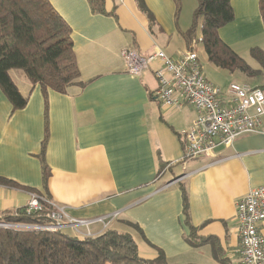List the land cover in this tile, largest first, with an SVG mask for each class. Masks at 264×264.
Here are the masks:
<instances>
[{"label":"crops","instance_id":"0c3cea01","mask_svg":"<svg viewBox=\"0 0 264 264\" xmlns=\"http://www.w3.org/2000/svg\"><path fill=\"white\" fill-rule=\"evenodd\" d=\"M48 1L71 30L79 84L47 94V200L78 219L116 213L108 230L131 234L142 258L160 250L170 264H237L235 204L264 187V115L256 133L220 148L216 161H182L179 132L191 125L193 108L170 109L156 99L160 63L134 77L121 56L160 50L174 60L187 51L182 34L196 0H142L143 8L136 0H101V14L91 11L88 0ZM229 1L233 20L218 31L221 41L239 56L263 50L258 0ZM9 76L27 103L12 111L0 91V178L22 189L0 185V216L25 208L26 189L43 192L44 100L21 71ZM204 76L222 91L224 82H244L233 73L230 80L219 78V87ZM89 229L94 237L104 233L99 225ZM191 229L193 245L186 241ZM260 232L264 238V223Z\"/></svg>","mask_w":264,"mask_h":264},{"label":"trees","instance_id":"16d2710c","mask_svg":"<svg viewBox=\"0 0 264 264\" xmlns=\"http://www.w3.org/2000/svg\"><path fill=\"white\" fill-rule=\"evenodd\" d=\"M93 13H103L101 0H88ZM143 8L142 0H136ZM258 11L264 28V0H258ZM233 20L229 0H196L190 28L182 34L191 47L196 42L199 27L201 47L207 61L229 74L240 72L247 78L264 76V51L252 48L250 57L259 65L253 70L229 46L224 44L218 31ZM71 30L53 9L48 0H0V91L12 107L23 109L27 99L20 94L9 73L21 71L32 87L37 86L44 100V136L40 146L42 191L26 189L30 193L47 194L50 171L44 155L48 138L46 118L47 94L52 91L64 94L79 84V70L72 48ZM264 88V84H254ZM0 185L20 188L18 184L0 178ZM25 190V189H24ZM184 199V197H183ZM51 206L40 203V210L27 214L25 208L14 214L3 213L0 222L43 226ZM183 213L186 206L183 203ZM132 230L142 233L134 224ZM193 229L186 240L190 245ZM0 264H170L164 254L157 250L152 259L142 258L129 233L106 230L96 237L80 239L70 229L44 231L37 229L0 228Z\"/></svg>","mask_w":264,"mask_h":264},{"label":"built area","instance_id":"2783aa9c","mask_svg":"<svg viewBox=\"0 0 264 264\" xmlns=\"http://www.w3.org/2000/svg\"><path fill=\"white\" fill-rule=\"evenodd\" d=\"M199 35L190 50L176 59L167 57L162 51L142 57L136 51L121 53L126 72L138 77L157 61L161 69L154 72L158 87L156 99L170 109L184 106L193 108L195 116L191 125L179 132L184 141L182 161L207 157L216 161V151L228 148L242 135L256 133L259 120L264 115V88L246 82L232 81L222 91L209 83L202 71L198 47ZM51 206L43 226H29L0 222V228L37 229L56 231L70 229L76 237H94L89 227L99 225L101 231L108 230L116 213L88 219L71 217L67 209L51 204L43 195L30 193L25 206L27 214L40 210V203ZM236 231L239 240L237 264H264V238L260 226L264 223V187L249 190L235 204ZM84 228V229H83Z\"/></svg>","mask_w":264,"mask_h":264},{"label":"rangeland","instance_id":"374dc122","mask_svg":"<svg viewBox=\"0 0 264 264\" xmlns=\"http://www.w3.org/2000/svg\"><path fill=\"white\" fill-rule=\"evenodd\" d=\"M192 15H193V11L191 13H187L186 15V22H187V25L192 23ZM200 33V30H199V27H197V31H196V38L199 37V34ZM192 46V45H190ZM200 47V46H199ZM262 49L264 51V44L262 45ZM191 49V48H190ZM190 49H187L188 51ZM238 55V54H237ZM204 54L203 52H200V55H199V60L201 62V65L203 66V74L206 75V77L209 79V81H211L212 83L216 84L217 86L221 87L220 84L218 82H221L222 80H219V78H223L225 79L226 78V75H227V80L231 79L229 77V74L226 72H218L219 70L216 69L215 66H213L212 64H210L209 62H207V60L205 58H203ZM247 65H249L253 70H256V71H259V65L250 57V54H243L240 56ZM223 71V70H222ZM19 72V71H18ZM222 73H225V74H222ZM237 75H242L240 72H235V76ZM244 76V75H243ZM239 77V76H238ZM243 80L244 82L254 86V84H264V76L263 75H260L259 77L257 78H247V77H243ZM224 81V80H223ZM228 82L227 81L226 83L224 82L222 87L221 88H224V87H227L228 86ZM84 229V228H83ZM131 230V229H130ZM133 232V230H131ZM130 231V232H131Z\"/></svg>","mask_w":264,"mask_h":264}]
</instances>
